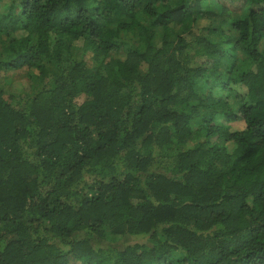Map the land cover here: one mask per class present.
Returning <instances> with one entry per match:
<instances>
[{"label": "trees", "instance_id": "16d2710c", "mask_svg": "<svg viewBox=\"0 0 264 264\" xmlns=\"http://www.w3.org/2000/svg\"><path fill=\"white\" fill-rule=\"evenodd\" d=\"M0 264H264V0H0Z\"/></svg>", "mask_w": 264, "mask_h": 264}, {"label": "rangeland", "instance_id": "374dc122", "mask_svg": "<svg viewBox=\"0 0 264 264\" xmlns=\"http://www.w3.org/2000/svg\"><path fill=\"white\" fill-rule=\"evenodd\" d=\"M160 38L157 37L155 39V42H159ZM237 56L240 60L245 58V55H243L242 52H237ZM6 75L8 76L9 80H11V88L15 90L16 92L19 91L22 88L28 89L30 82L27 80V78L21 73L13 70H7Z\"/></svg>", "mask_w": 264, "mask_h": 264}]
</instances>
